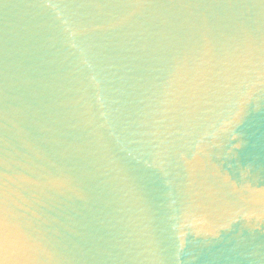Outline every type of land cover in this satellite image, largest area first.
<instances>
[{
  "label": "water",
  "instance_id": "water-1",
  "mask_svg": "<svg viewBox=\"0 0 264 264\" xmlns=\"http://www.w3.org/2000/svg\"><path fill=\"white\" fill-rule=\"evenodd\" d=\"M0 264H264V0H0Z\"/></svg>",
  "mask_w": 264,
  "mask_h": 264
}]
</instances>
